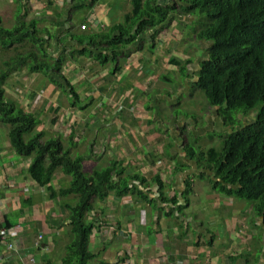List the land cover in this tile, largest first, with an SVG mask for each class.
Masks as SVG:
<instances>
[{
  "label": "crops",
  "instance_id": "obj_1",
  "mask_svg": "<svg viewBox=\"0 0 264 264\" xmlns=\"http://www.w3.org/2000/svg\"><path fill=\"white\" fill-rule=\"evenodd\" d=\"M49 1L26 2L30 14L25 18L24 11L22 22L30 24L33 20H40V29L54 33L59 25L55 24L56 19L45 22L42 18L68 14L70 9L78 6L76 0H53L54 5L51 6ZM104 2L108 3L107 8L101 5ZM113 2L102 0L83 12L82 16L87 14L92 16L91 19L99 17L90 26L94 33L123 21L122 10L114 8ZM0 6H4L0 8L3 25L14 28L18 23L19 6L15 0H0ZM182 20L184 22L186 18ZM182 27L184 36L188 30L183 25H172L162 32L153 51L149 43H144L143 50L134 53L117 75L112 74V66L92 69L93 63L84 58H80L79 63L67 65L64 75L70 83L71 80L76 81L71 84L77 88V93L82 91L84 96L75 107L53 84L42 87L39 75L29 77L37 94L32 99H27L28 90L24 94L23 87L12 81L11 96L23 100L26 110L39 113L43 123L47 116H53L52 122L57 118L56 126L59 122L63 126L62 131H57L54 126L52 129L47 125L46 131L62 134L63 144L72 148L75 154L79 151L88 153L84 162L86 171L91 173L97 167L109 166L114 159L133 174L149 180L160 176L165 196L178 198L176 204L156 201L153 207L133 197L118 199L111 196L97 206L93 214L99 221V230L93 232L89 247L96 257L95 264H264L263 218L255 213L252 205L248 206L247 201L217 192L209 194L207 205L201 206L198 193L201 187H211L208 179L212 174L199 167L196 160L187 158V139L181 132L186 126L188 131L196 133L201 129L188 116H171L159 104L166 100L177 105L173 97L178 91L168 89L165 97L157 91L168 85L162 79L169 82L181 75L178 72L174 74L172 69L167 72L172 65L164 55L174 49L179 40L173 34L181 32ZM206 45L203 46L207 48L209 45ZM173 55L185 61L178 52ZM161 63L170 65L160 70ZM156 70L159 71L155 74ZM28 74L24 70L12 79L18 82ZM43 81L44 84L49 83L44 76ZM36 82L38 84L34 85ZM185 88L186 85L179 88L180 96L188 93ZM78 109L82 114L75 115ZM154 110L164 112L154 116ZM210 113L219 116V109L213 108ZM211 117L206 119L208 127L205 131L212 133L214 129L209 128L213 123ZM74 118L80 121H77L79 127H83L88 119L91 123L87 129L89 133L81 140L83 142L70 144L67 127ZM201 135L202 132L199 137ZM31 163V158L14 150L9 134L0 128V232L9 229L14 234L18 228L20 232L13 236L21 247L20 254L0 246V264H25L30 259L33 264H60L64 247L70 241L68 232L61 227L65 216L63 207L70 202L52 199L51 190L37 186L29 172ZM55 177L52 186L55 192L69 185V177L62 173ZM187 179L191 183V192L185 198ZM141 190H145L151 199H158L159 188L156 185ZM215 206L222 209V216L218 218L211 216ZM169 213L172 216L169 217ZM41 235L45 236L44 240H40Z\"/></svg>",
  "mask_w": 264,
  "mask_h": 264
},
{
  "label": "trees",
  "instance_id": "obj_2",
  "mask_svg": "<svg viewBox=\"0 0 264 264\" xmlns=\"http://www.w3.org/2000/svg\"><path fill=\"white\" fill-rule=\"evenodd\" d=\"M28 1L15 0L20 15L14 28H6L0 17V51L6 52L5 60L0 61V128L7 131L18 154L32 159L29 172L36 185L51 190L52 199L70 202L63 207L61 223L70 241L60 264H95L96 257L89 247L93 232L99 230V221L93 212L111 196L133 197L152 206L156 201L176 204L178 198L165 196L160 176L149 180L114 159L107 167L86 171L88 153L75 154L72 148H66L62 134L39 131L43 123L40 114L26 110L20 98L11 96L10 78L27 70L42 77L43 87L44 76L75 107L80 101L78 93L63 73L68 63H79L84 58L93 63L92 69L112 66V74L117 75L134 53L143 50L144 43H149L153 51L158 36L184 18L188 19L185 25L189 33L193 23L208 20L201 30L192 33L209 45L206 51L210 55L199 62L194 89L205 95L211 108L219 109V116L231 119L228 127L243 119H236L233 113L256 115L254 122L242 124L239 130L232 127L234 132L221 137L222 150L202 151L191 146L188 137L194 131H188L186 126L181 132L187 139V158L196 160L199 167L212 174L208 180L217 193L247 201L264 221V0H131L132 8L122 22L96 33L90 26L99 17L91 19L82 14L102 0H76L78 6L68 14L42 18L45 22L56 19L59 25L54 33L40 29V20L22 22L23 12L26 11L25 18L30 14L25 4ZM121 1L114 0L112 6L124 9ZM51 5L53 0L49 1ZM169 63L178 67L182 76L189 77V59L172 57ZM90 123L88 119L79 127L75 121L72 128L67 127L70 144L82 142ZM58 173L69 177L70 182L55 192L52 186ZM154 185L159 188L156 200L141 190ZM190 186L188 180L185 198L191 192ZM44 238L40 236V240Z\"/></svg>",
  "mask_w": 264,
  "mask_h": 264
},
{
  "label": "rangeland",
  "instance_id": "obj_3",
  "mask_svg": "<svg viewBox=\"0 0 264 264\" xmlns=\"http://www.w3.org/2000/svg\"><path fill=\"white\" fill-rule=\"evenodd\" d=\"M120 3L125 6V8L122 9V15L124 18V15L126 13L129 14V12L132 8L131 7V0H122ZM5 4L6 3H4V6H5ZM101 5L104 8L108 7L107 2H104ZM4 6H0V8L3 9ZM19 15H20V12H19ZM18 20H19V17H18ZM186 21H188L187 18H186ZM186 21L177 22V23L175 22L172 25L173 26H176V25L181 26V23H183V26H185L187 28V25H185ZM206 23H208L207 19L203 20L202 22L193 23L191 28H190L191 33H189V31H188L184 36H183V34H184L183 32H185L184 27H182L181 32H177V33L174 32V34H173L174 38H178L177 40H179L176 43V45L179 43V46L177 48L176 45H174V47H173L174 49H172L170 52H165L164 57L167 60H170V56L175 57L173 54L178 52L182 58L185 57V60L189 59L190 63L188 66H190V68H188L189 71L187 72V74H189V75L191 74V75L188 78L180 75L179 77L175 78V80L170 79L169 82H167L165 79H162L168 85H165L166 88L157 91V94H159L163 97H165V95H168V89H171L174 92L178 91V94H176L177 96L173 97L176 99V103H177L176 106L172 105L169 101H166V100L160 101L159 104L161 107H164V109H165L164 111L170 112L171 116L180 115V114L188 116L189 120L190 121L192 120L194 125H197L198 129H201L199 131V133H196V132L190 133V135L188 137V142L191 146L194 147L197 145L198 140H200L199 145H197V147L202 151H208L211 148L222 150L223 140H224V138H221L222 136L225 137L229 133H232L235 130L241 129L240 126L242 127V124L245 125V124L252 123L256 119V115L254 113L251 116H245V117H243V115H240L241 113H233L232 115L236 119L243 118L239 124L232 126L235 129V130H233L232 127L227 126L230 124L231 119L229 120L228 116L222 115L219 117L218 114L210 113V110L213 108H211L209 106V102H208L207 98L205 97V95L201 91L194 89L193 83H194V80H197L196 73L198 71L199 62L201 61V60L197 61V58L202 57V55L204 53L205 55L202 58L203 59H209L210 55L207 53L206 47L203 46V45L207 46L206 43L204 41L200 42L199 40H197L196 35H194L192 33L198 31V29L201 30L204 27V25H206ZM187 30H188V28H187ZM180 36H182V37H180ZM173 42H175V41H173ZM160 51H161V49H160ZM0 53L3 54L2 57H0V61L5 60V58L3 56H4V54L6 55V52L0 51ZM75 56H77V55H75ZM167 63H168V61H167ZM68 65H69V63H68ZM168 65H170V64H166V63H165V65L162 64V68H160V70H165L168 67ZM171 69H172V72L174 74L177 72L179 73V68L175 67L173 65L171 66L170 69H167V72H169V70L171 71ZM64 71H66V67L63 68V72ZM158 71L159 70H156L155 74ZM167 72L164 71V73H167ZM28 73L29 74H28L27 78H24L23 80H19L18 82H16L17 79H12L13 77H15V75H13L10 78L11 81L18 84V87H23L22 90H23L24 94H25L26 90L29 91L27 99H29V96L32 93H33V96L37 95L35 93V89L32 87V84H31L32 80L30 79V78H32L33 74H31L30 72H28ZM30 75H31V77H30ZM38 82L40 83V79L38 80ZM38 82L34 83V85H37ZM46 82H48V81L46 80ZM75 82H76L75 80H71V83H75ZM49 84H51V83H48V84L43 83V85H46V87H49ZM40 85H42V83H40ZM185 85H186L185 89L188 91V93H183V95L180 96L179 88L185 87ZM74 88L77 92V88L76 87H74ZM8 96H10V95H8ZM78 96H79L80 100L84 98L82 91L78 92ZM154 96H155V94L153 95V97ZM15 98H17V97H15ZM19 101L23 104V100H19ZM26 103H27V101H26ZM164 111L154 110L153 115L154 116L155 115H161L162 112H164ZM74 113H75V115H78V114H82V111L80 109H78V111L75 110ZM208 116L209 117L212 116L210 119L213 121V123L209 126V128H211L212 130L214 129L215 133L213 131H212V133L205 131V129L208 127V124L206 122V119H208ZM78 119L82 120L81 118H78ZM52 121H53V116H50V117L47 116L43 125H41V127L38 128L39 131L46 130L45 126L47 127V125H49L52 129L54 126V130H57V131L63 130V126L61 125L60 122L56 126V123L54 124ZM75 121L80 122L79 120H75V118H74L69 123L68 128H72ZM224 121H227V122H224ZM165 122H166V120H165ZM215 122H216V124H214ZM200 132H202L203 135H201L199 137ZM171 135H173V134H171ZM197 138H198V140H196ZM103 167H104V165H103ZM105 167H107V166H105ZM214 193H216V191L214 190V188L212 186L211 187H208V186L201 187V191H199V193H198L199 194V200H201V202H202L201 206H206L208 195L209 194L213 195ZM218 194L220 195V193H218ZM248 205H250V204L248 203ZM215 208H216V210L211 211V216L217 217V218L222 216V209H217L216 206H215ZM205 209H206V207H205ZM17 229L18 228L15 229L14 234H12L11 231H9V229H6V230L4 229V233H5V235H8V237H9L8 240H6V246L9 247V246L13 245L17 251H20L21 247H20L18 241L14 240L12 238L13 235H16L17 233L20 232ZM1 241H2V239H1ZM62 255H66V251H63ZM25 264H33V262L26 261Z\"/></svg>",
  "mask_w": 264,
  "mask_h": 264
},
{
  "label": "built area",
  "instance_id": "obj_4",
  "mask_svg": "<svg viewBox=\"0 0 264 264\" xmlns=\"http://www.w3.org/2000/svg\"><path fill=\"white\" fill-rule=\"evenodd\" d=\"M83 30H85L86 29V26H82L81 27ZM81 139V138H80ZM80 139H78L79 141H80ZM41 237H44V235H41ZM8 235H5V233H4V230L3 231H1L0 232V246H3V247H5L6 249H8L9 251H11L12 250V252H16V253H20L21 254V250L20 251H17L16 250V248L13 246V245H11V246H6V240H8ZM12 238L14 239V240H17V238H15L14 236H12ZM1 239H2V241H1ZM30 262H33V260L32 259H30L29 260Z\"/></svg>",
  "mask_w": 264,
  "mask_h": 264
}]
</instances>
